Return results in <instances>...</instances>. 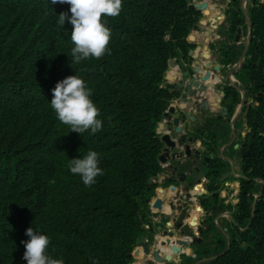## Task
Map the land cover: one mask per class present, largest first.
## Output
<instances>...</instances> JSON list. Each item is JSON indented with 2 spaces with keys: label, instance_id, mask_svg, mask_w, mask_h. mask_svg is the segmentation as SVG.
I'll list each match as a JSON object with an SVG mask.
<instances>
[{
  "label": "trees",
  "instance_id": "1",
  "mask_svg": "<svg viewBox=\"0 0 264 264\" xmlns=\"http://www.w3.org/2000/svg\"><path fill=\"white\" fill-rule=\"evenodd\" d=\"M69 9L51 0H0V264H27L21 241L29 227L49 237L47 254L64 264H132L148 234L156 189L149 181L164 172L157 129L181 96L165 77L172 59L191 60L188 37L202 12L194 0H122L120 15L104 18L110 54L71 64L72 25L57 23ZM226 15L231 40L239 29L250 38L223 51L229 66L247 47L240 69H229L237 81L223 89L225 114L210 123L225 120L229 134L242 105L244 177L235 207L228 205L235 208L229 242L215 235L216 250L199 245L182 264H264V1L253 0L246 13L232 1ZM72 75L85 81L100 110L103 127L94 135L71 132L51 109L55 84ZM90 150L103 175L88 187L68 163ZM208 203L210 210L216 200ZM212 227L201 230L206 238Z\"/></svg>",
  "mask_w": 264,
  "mask_h": 264
},
{
  "label": "crops",
  "instance_id": "2",
  "mask_svg": "<svg viewBox=\"0 0 264 264\" xmlns=\"http://www.w3.org/2000/svg\"><path fill=\"white\" fill-rule=\"evenodd\" d=\"M210 10L212 12V15L218 16L212 11V10L218 11L216 4L211 2ZM210 24L213 29H216L212 23ZM220 24L221 22L219 21L218 25ZM211 33L212 32L210 29H207L206 32L204 33L194 31L192 33L193 41H190L189 38H188V41L192 44L195 43L194 40L198 43L199 42L205 43L206 39L210 38ZM201 54L205 58L206 52L203 51ZM191 61H192V58H191ZM192 64H195V61H192ZM181 67H185V63L183 61L181 62L178 61V66H176V68L169 70L168 73H170V78H167V75H166L165 85H173L174 87H176L177 85H180L183 79V74L179 71ZM216 80L218 81V79ZM185 92H186V89H183L180 98L172 101L170 105V107L175 108V114L172 116V119L179 118L180 125L186 129L191 128L192 124H195V126L199 127L202 131L211 129L210 126L209 127L206 126L204 121H200V120L201 118L203 119L202 116L204 115V111L206 112L210 110L212 113H215L216 110L221 107L220 106V103H221L220 93L211 89L205 96L201 94V95L194 97V96L185 95ZM183 98L184 100H182ZM224 112L225 111H223V113ZM240 113H241V109L236 111V114L234 115V117L232 118L230 122L231 132L225 139L220 141L221 143L220 151L225 157V160L229 161L230 165L233 167V177H235V180H229L223 185L224 189L222 191V195L231 202V205L233 207H235L236 205L238 195L240 192L239 185L241 184V179L244 177L242 175V170H241L242 156H241V145L240 144L245 134L247 133V129L246 131L245 130L242 131V133L239 135L235 128V123L238 121V117ZM243 126L246 127L245 124H243ZM176 129L177 127L171 122L170 124H167L165 126V128L162 130V134L171 132L172 139L177 140L180 137V135L176 133ZM198 145L199 144L197 145L193 144L191 145V147L194 149L195 146H198ZM234 148L236 150L235 152H233ZM181 150H182V147H181ZM238 157H240L239 158L240 171H238L236 168V161ZM171 164H172V160L169 159L167 164L162 166L164 169V172L152 179L153 180L152 185L156 187L155 196H153L150 199V203L148 204L150 206V210L147 208L149 222L145 224V229L148 230V234L143 240V241L149 240L148 246L152 247L154 237L157 238L156 242L159 244V246L163 242H166V240L169 239V236L167 234V232L169 231H173L175 234V238L172 239L171 241H174L176 239L182 240L188 237L191 238V236L193 237V239L197 238L199 233L191 232V230L195 228L191 226V221L194 219L195 216L196 217L201 216V219H199L198 217L197 221H198L199 226L200 225L202 226L203 230H207L208 227L212 225L214 228H216L215 224L221 227L220 223L228 222L229 220H230L229 224L227 225H232V224L235 225L234 218H233L234 213H235V208L233 209L225 208L223 209V213L219 215L213 213L210 210H208V212L204 214L199 215L196 212V209L199 208L198 203H197V194H196L197 192L196 191L194 190L188 191L189 185L187 183L167 184V179H168L167 174L169 172V168ZM158 199L162 201L161 209L153 207ZM172 212L176 213V217L171 218L170 220H167L166 217L170 216ZM208 219L210 220L208 221ZM179 220H183L185 225L188 227V229H190L189 234L188 232H185V234L183 235L181 234L180 230H175V223ZM197 221L194 220V222H197ZM211 221L213 222V224L209 225V222ZM213 233L214 235L210 234L211 238L215 236V232ZM230 238H231V234L227 242H229ZM160 251H162L161 256L163 258H165L166 255H173V252L170 249H167V250L161 249ZM181 251H182L181 253L185 254L186 256H191V257L195 256L194 251H192V249L190 248V245L186 247H181ZM187 251H190V253L188 254ZM181 253L178 256L173 255L172 262H164L163 264H182L183 260H182ZM132 264H159V263L154 262V259L152 256H146L143 250L140 249L139 254L134 258V262Z\"/></svg>",
  "mask_w": 264,
  "mask_h": 264
},
{
  "label": "clouds",
  "instance_id": "3",
  "mask_svg": "<svg viewBox=\"0 0 264 264\" xmlns=\"http://www.w3.org/2000/svg\"><path fill=\"white\" fill-rule=\"evenodd\" d=\"M53 4H68V12H61L58 25L64 26L68 21L72 25L70 40L71 64H79L89 58L99 60L106 52L111 40V30L106 26L105 17H117L122 10V0H51ZM91 89L78 75L68 76L55 84L52 89L51 109L56 119L70 127L71 132L80 135L90 130L94 135L103 127L98 119L100 110L92 99ZM96 151H88L82 158L69 159L68 168L73 175H79L85 186L90 187L96 182L103 170L98 167ZM25 235L29 237L21 241L24 246L23 259L27 264H64L63 259H55L47 254L50 244L48 236L34 231L29 227Z\"/></svg>",
  "mask_w": 264,
  "mask_h": 264
},
{
  "label": "flooded vegetation",
  "instance_id": "4",
  "mask_svg": "<svg viewBox=\"0 0 264 264\" xmlns=\"http://www.w3.org/2000/svg\"><path fill=\"white\" fill-rule=\"evenodd\" d=\"M213 117L218 118L219 115ZM224 122L225 120H222L211 124L210 121H205L206 126L211 127V129H207L205 131L196 127L195 124H192L189 129L185 128L182 135L185 136L186 141L183 145H181L182 150H176V152H183V157L176 160L171 159L172 164L167 174V183L169 180H172V183L174 184L187 183L189 185L188 191H196L197 203L201 208L200 211L196 209V212L199 215L208 212L206 205H209V200H216L214 205L210 204V211L217 215L223 213V209H225L228 205H231V202L222 195V191L224 189L223 185L233 178V167L230 165L229 161L225 160V157L220 151V141L229 135L226 134V131L224 130ZM211 134L216 135L214 138L216 143L208 141ZM178 139L180 140V138ZM191 140L192 142H190ZM193 144L199 145L195 146L193 149L191 147ZM187 145L190 146V152L186 150ZM197 151L200 152L199 155H197ZM206 158H209V161L205 162ZM215 172L219 173L215 174ZM227 175V179L225 181H221L223 178H226ZM211 186L216 187L214 192H210L209 188ZM239 187H241V184ZM179 221L175 223V228ZM201 230L202 226L200 225L198 234V237H200L195 240V244L190 246L192 251H194V246L196 247L205 244L203 243L205 242V239L203 240V236L205 235H203ZM180 231L181 233L183 232L185 234V232H188L189 234L190 229H188L185 225ZM211 235H214V233L211 232ZM213 241L214 239H211L210 242L213 243ZM202 261L203 260H200L197 264H200Z\"/></svg>",
  "mask_w": 264,
  "mask_h": 264
},
{
  "label": "rangeland",
  "instance_id": "5",
  "mask_svg": "<svg viewBox=\"0 0 264 264\" xmlns=\"http://www.w3.org/2000/svg\"><path fill=\"white\" fill-rule=\"evenodd\" d=\"M232 1H236L237 4H239L241 6V9L245 13H246L247 7L249 5H251V3L253 2V0H207L206 2H208V8L205 9L206 13L204 11H202V19L200 20V22L198 24L199 25L198 32L204 33V32H206L207 29H210L212 33L210 35V38L206 39V42H205L206 44L201 43V42L198 43L194 40V42H195L194 46L195 47H194V49L191 50V51H196L198 49L197 50L198 53L195 54L196 59L194 60L191 57L192 61L199 63V66L201 69V72H197V73H195V75L198 74V76L200 75L201 78L206 75V72H210L211 75H214L213 79H209L204 84L208 87V90L212 89L216 92H219L220 93V100L224 99V91H223L224 87L226 85H234L237 81L236 78L234 81H230V79H229V74H230L229 69L231 68V69L235 70L237 68V64H231L229 66H226V65L224 66L223 51L225 49H227V48H225L226 45H230L232 43H236V44H240L242 42L246 43V41L249 37V35L246 37H243L242 33H241L238 40H236L237 35H236L235 39L231 40L229 38V36L227 35L229 22H228L226 12L230 9ZM263 1L264 0H262V2ZM211 2L217 5L218 11L217 10H212V11L215 14H217L218 16L212 15V12L210 10V3ZM194 3L197 4L198 1L194 0ZM219 21L221 22L220 25H218ZM210 23H212L216 29H213L211 27ZM193 32H194V30H192L191 34L188 37L190 41H193L192 40V33ZM203 51L210 55L209 59H207L206 57L204 58L202 56L201 53ZM172 60H174L176 62V66H178L179 60L178 59H172ZM192 61L190 60L188 63L184 62L185 67H182V68H185L188 71H191L193 69L192 68V65H193ZM179 62H181V61H179ZM170 69H172V68L169 66V70ZM195 75H192V76H195ZM216 79H218V81ZM202 95L205 96L206 95L205 92H202ZM220 106L221 107L219 109H217L215 113H211L210 110H208L206 112L204 111L205 115L202 116L203 119L201 118L200 121H204V122L205 121H214L215 117H213V116L221 115V113H223V111H226L225 106L223 105L222 101L220 103ZM239 109L240 108H238V110ZM235 128H236L239 135L242 133V131H244V130L246 131V127L243 126V124H240L239 121H237L235 123ZM235 151L236 150L234 148L233 152H235ZM239 158L240 157H238L237 161H236V168L238 171H240ZM231 180H235V177L231 178ZM226 208L229 209V207H226ZM198 217H199V219H201V216H198ZM229 221L220 223L221 227H219L218 225L215 224L216 228L213 227V230H212V232H215V235L219 234L218 236L221 237L225 242L228 241L230 234L232 235V233L234 232V226H233L234 224L227 225V224H229ZM196 224H197L196 227L193 230H191V232L199 233L200 226L198 224V221L196 222ZM211 224H213L212 221L209 222V225H211ZM199 237H197V238H199ZM191 238H192V240H190V242H189L190 246L192 244H195L196 243L195 239H197V238L193 239L192 236H191ZM204 239H205V242H203V243H205L204 246L209 245V247L206 246L209 250H211V251L216 250V248H215L216 244H214V242L213 243L210 242L212 239L210 237V235L207 238H206V236H203V240ZM220 246L217 249V252L222 251L225 244H220ZM195 248L197 249V246L196 247L194 246V251L196 250ZM187 252H188V254L190 253V251H187ZM182 255H185V254H182ZM211 259L212 258L209 257V258L205 259L204 261H209Z\"/></svg>",
  "mask_w": 264,
  "mask_h": 264
},
{
  "label": "water",
  "instance_id": "6",
  "mask_svg": "<svg viewBox=\"0 0 264 264\" xmlns=\"http://www.w3.org/2000/svg\"><path fill=\"white\" fill-rule=\"evenodd\" d=\"M195 1H198L197 4L194 3L195 8L201 12L204 11L206 13L205 9L208 8V2H206L207 0H195ZM246 19H247V22L249 24L247 16H246ZM193 30L198 31L199 25H196L193 28ZM241 33H242V29H239L238 33H237L236 40L239 39ZM249 38H250V35L246 41L247 46L249 44ZM197 50L189 52V56L192 57L194 60L196 59L195 54L197 53ZM246 51H247V47H246V50H245L244 54L242 55L240 61L237 63V69L238 70L241 67V62L245 57ZM205 57L207 59H209L210 55L208 53H206ZM169 66L172 69L176 68V62L174 60H171ZM192 68L193 69L191 71H188L187 69L182 68V67L179 69V71L183 74V79H182L180 85H177L175 87V91L182 94L183 89H186L185 95L194 96V97L201 95L202 92H205V94H207L209 92V90H208V87L204 83L206 81H208L209 79H213L214 75H211L210 72H206V75L203 76L202 78L200 77V75L198 76V74L195 75V73L201 72L199 63H196V62H195V64L192 65ZM192 75H195V76H192ZM167 78H170V73L167 74ZM229 79H230V81L235 80V76H234L233 72H230ZM182 100H184V98ZM221 101L222 100H220V102ZM241 108H242V105L240 106V109ZM174 114H175V108L170 107L168 109V111H166L164 113V119L159 124V127L157 129V133L161 136V140L164 144V149H163L161 155L159 156V161H160V164L162 166L166 165L169 159L176 160V159H181L183 157V152H181V151L176 152V150L181 149V147H182L181 145H183V143H185V141H186L185 136L182 135L185 131V128L180 125V119L179 118L172 119V116ZM171 122L177 127L176 133L178 135H180V137H179L180 140L179 139H177V140L172 139V133L171 132L162 134V130L165 128V126L167 124H170ZM190 142H192V140ZM186 150L188 152H190V146L189 145L186 146ZM197 153H198L197 155H199L200 152L197 151ZM207 161H209V158L205 159V162H207ZM227 177H228V175L226 176V178H223L221 181H225L227 179ZM181 182H183V181H181ZM152 183H153V180L151 179L149 181V185H152ZM149 203H150V200L148 201V204ZM161 205H162V201L158 199L153 207L161 209ZM147 208L150 210L149 205ZM198 210L200 211L201 208L199 207ZM175 217H176V213L172 212V214H170V216H167L166 219L170 220L171 218H175ZM194 220L197 221L198 217L195 216L194 219L191 221L192 227H196V225H197L196 222H194ZM184 226H185L184 221L180 220L178 222L175 230H182ZM167 234L169 236V239H167L166 242H163L160 246L156 242V240H157L156 237H154L152 247L148 246L149 240L139 242L137 249L132 254L133 259L139 254L140 249H142L144 254L146 256H152L154 259V262H156V263L163 264L164 262H172L173 261V255L178 256L182 252L181 247L188 246L190 240L188 237V238L182 239V240L176 239L174 241H171L172 239L175 238L174 232L169 231V232H167ZM181 234L184 235V233H181ZM161 249L162 250L170 249L173 252V255H166L165 258H163L161 256V253H162V251H160Z\"/></svg>",
  "mask_w": 264,
  "mask_h": 264
},
{
  "label": "built area",
  "instance_id": "7",
  "mask_svg": "<svg viewBox=\"0 0 264 264\" xmlns=\"http://www.w3.org/2000/svg\"><path fill=\"white\" fill-rule=\"evenodd\" d=\"M168 111V110H167ZM189 239L191 240V238L189 237ZM193 257H195V256H193Z\"/></svg>",
  "mask_w": 264,
  "mask_h": 264
}]
</instances>
